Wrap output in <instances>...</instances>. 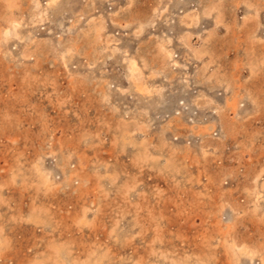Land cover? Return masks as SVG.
I'll use <instances>...</instances> for the list:
<instances>
[{
  "label": "rangeland",
  "instance_id": "1",
  "mask_svg": "<svg viewBox=\"0 0 264 264\" xmlns=\"http://www.w3.org/2000/svg\"><path fill=\"white\" fill-rule=\"evenodd\" d=\"M0 237V264H264V0H0Z\"/></svg>",
  "mask_w": 264,
  "mask_h": 264
},
{
  "label": "bare ground",
  "instance_id": "2",
  "mask_svg": "<svg viewBox=\"0 0 264 264\" xmlns=\"http://www.w3.org/2000/svg\"><path fill=\"white\" fill-rule=\"evenodd\" d=\"M82 11V10H81ZM116 19V17H112V19ZM123 18V17H122ZM118 19V18H117ZM125 20V19H124ZM127 20V19H126ZM125 22V21H124ZM92 24V23H91ZM87 25V24H86ZM102 25V24H101ZM89 27V26H88ZM81 32V31H80ZM83 35V34H82ZM58 43H59V41H57ZM71 42V41H70ZM67 43V42H66ZM73 44V43H72ZM163 45V44H162ZM165 46V45H164ZM166 48V47H165ZM164 48V49H165ZM70 49V48H69ZM74 50V49H73ZM171 53V52H170ZM132 57V56H131ZM173 57V56H172ZM169 59V58H168ZM173 59V58H172ZM135 60V59H134ZM170 63V62H169ZM132 64H133V66H134V62H132ZM177 65V64H176ZM131 67V66H130ZM130 70V69H129ZM104 78V77H103ZM150 86V85H149ZM114 87V86H113ZM145 88V87H144ZM151 88V87H150ZM148 91H149V89H148ZM150 93H152V92H150ZM104 95V94H103ZM0 238H2V237H0ZM2 241V240H1ZM56 251V250H55ZM174 262V261H173ZM171 263V262H170ZM175 263V262H174ZM188 264V263H187Z\"/></svg>",
  "mask_w": 264,
  "mask_h": 264
}]
</instances>
